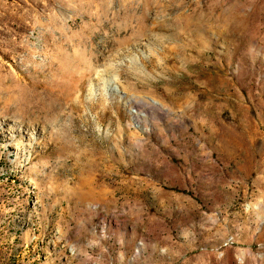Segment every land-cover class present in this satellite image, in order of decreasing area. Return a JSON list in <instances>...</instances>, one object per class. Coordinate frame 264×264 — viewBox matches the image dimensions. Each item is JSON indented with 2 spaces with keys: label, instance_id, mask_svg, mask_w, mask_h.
I'll return each instance as SVG.
<instances>
[{
  "label": "rangeland",
  "instance_id": "rangeland-1",
  "mask_svg": "<svg viewBox=\"0 0 264 264\" xmlns=\"http://www.w3.org/2000/svg\"><path fill=\"white\" fill-rule=\"evenodd\" d=\"M0 264H264V0H0Z\"/></svg>",
  "mask_w": 264,
  "mask_h": 264
}]
</instances>
